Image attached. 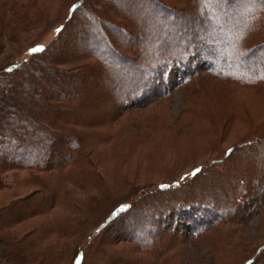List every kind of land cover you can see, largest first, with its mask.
I'll return each mask as SVG.
<instances>
[{"label":"rangeland","instance_id":"374dc122","mask_svg":"<svg viewBox=\"0 0 264 264\" xmlns=\"http://www.w3.org/2000/svg\"><path fill=\"white\" fill-rule=\"evenodd\" d=\"M76 1L81 6L71 14ZM109 1L9 0L8 16L0 18V82L10 84L27 72L25 95H45L62 110L45 120L26 102L0 100V120L15 118L0 130V161L10 163H0V235L40 249L57 246L62 252L56 264H72L77 250L84 251L83 264H118L119 256L147 264L261 263L264 78L252 70L259 55L247 57L243 47L264 40V11L245 13L239 0L219 11L202 0H157L190 10L198 22L195 11H208L219 34L187 25L171 29L153 14L154 0H131L133 18L126 17L127 7L119 10L126 16L109 11ZM99 5L109 17L101 16ZM184 33L187 42L195 35L231 43L217 56L216 45L212 57L173 61L151 86L146 81L155 50ZM102 37L118 56L94 43ZM35 46L46 49L35 54ZM12 63L18 67L7 70ZM137 77L142 82L134 87ZM30 119L35 132L28 131ZM33 161L43 167L23 166ZM196 166L202 170L192 176ZM163 182L170 187L160 188ZM51 195L58 201L49 202ZM119 202L131 208L105 224ZM10 243L2 242L0 264H19L12 259L18 249H6Z\"/></svg>","mask_w":264,"mask_h":264},{"label":"trees","instance_id":"16d2710c","mask_svg":"<svg viewBox=\"0 0 264 264\" xmlns=\"http://www.w3.org/2000/svg\"><path fill=\"white\" fill-rule=\"evenodd\" d=\"M8 1L9 0H0V18L3 17L4 12H5V16L6 17L8 16L9 9H11V8H9L10 6H9ZM236 1L237 0H228L227 5H231ZM109 2L113 3V5L107 6L109 11L119 14L122 7H125V8L127 7L126 8L127 11H124V13L126 12L127 16L123 13L122 14L120 13V14L122 16L125 15L126 17L133 18L131 16L132 13H130L129 10H130V8H132V6L134 5L135 2H132L131 0H129L127 3H125L124 0H111ZM80 4H81L80 1H76V2L71 3V5L69 6V12L71 14L73 12H75L81 6ZM73 5H75V7H73ZM152 7H153V9H152L153 14L154 15L158 14L157 17L159 18L160 22L164 23L165 25L168 24L171 29L173 28V24H174V26H177L176 30H178V29L180 30L182 28L184 30L187 26H189L190 28H193L196 26L200 29H201V27H204L210 32L213 30H216V32L219 33L221 31L219 28L220 25L218 24V22L217 21H214V22L211 21L209 19V15L207 14L208 11H206L204 9L201 11H199V10L195 11V15H197V17L199 19V22H198L196 19L189 17L190 12H188V11H190V10H188V9H176V8L170 7L169 5H165V4H163L157 0H154ZM99 10L101 13L102 12L104 13L103 15L101 14V16H104L107 18L108 13L106 12L105 8L101 5H99ZM182 12H184V13H182ZM179 16L180 17L182 16V18H183L182 23H178L179 18H180ZM169 17L172 18V23H167L168 22L167 19ZM95 19L99 22L101 21L99 16ZM222 19H224V18H222ZM186 21L189 23H187ZM87 26H90V25H87ZM80 28L82 29V27H80ZM80 28H79L78 32H80V30H81ZM236 29H239V28H236ZM260 29H262V28H260ZM239 30L244 33L246 28L244 29V27H243ZM130 32L131 31L126 30V35L128 34L127 37L132 36L130 34ZM77 33L75 32V34H77ZM219 34H221V33H219ZM170 35L173 36V30H172V33ZM174 36H177V35H174ZM236 36H237L236 37L237 39L242 38V37L240 38L238 31H237ZM194 38H193V40H191V41L189 40L187 42L188 37L184 33L183 35H179V37H177L175 42L171 43V41L173 39L168 40V37H167L165 39V41H163L154 52L157 55L155 54V57L152 58L151 68L150 67L148 68V69H150L151 72H150V75L148 76L146 82L150 83L152 86L155 83V81H154L155 77L159 76L162 78L163 75L166 73L167 69L170 67V65H173V61L180 62L181 64H183V63L186 64L188 62V60H194L196 57H198V58H200V57H203V58L212 57L213 55H211L212 54L211 50H212V47H214L216 45L219 46V48H220V50L217 53H215V56H217V54H219V55L221 54L220 51H222V50L225 51L231 43L229 40L224 39L223 41H221V44H217L215 42L216 36H214L210 39L204 38L201 36V38L196 39V36L194 35ZM94 39H95L94 43L97 46H100L101 48H103V47L107 48V50L105 49L104 51H106L108 56L111 55V53L114 56H118L117 54H115V52L111 48V46H110L111 44L107 43L106 42L107 40H104L103 37L97 38V39L94 38ZM251 39H252L251 37L248 38V40H251ZM87 43L88 42L83 40L84 47H88ZM254 43H257V44L252 49H251V47L250 48L249 47L245 48V46L243 47V50L246 51L245 56L248 57V55H250L249 57H252V58L257 57L258 58V55H259V58L262 59L264 56V51H263L264 50L263 49L264 48V40L262 38H258V40L255 41ZM32 48L34 49V51H32V52L35 54L41 53L42 51H44L46 49L45 47L40 48V47H36V46L32 47ZM106 53H105V55H106ZM148 53L149 52H147V54ZM97 55H99V52ZM223 58H225V57L219 58L218 63L224 62ZM233 59H234V57H233ZM16 67H18V65L16 63H12V64L7 66V70H12L13 68H16ZM145 67H146V65H145ZM131 70L135 71L136 69L131 67ZM142 71L147 72V70H141V75H142ZM256 72L259 73L258 71H256ZM220 75H222V74H220ZM33 76H34V74H33ZM44 77H46V75ZM48 78H50V77H48ZM25 79H31V75H28L27 72L26 73L24 72L23 75H21V77L19 79H17V77L13 78L11 80L10 84H5V83H3V81H1L0 82V91L2 90V92H1L2 95L0 94L1 95L0 100L1 99H3L4 101L10 100V102L13 104H14V102L15 103L26 102V103H28V109L31 108V110H30L31 114L36 115L39 118H43L45 120L50 119L49 118L50 116H52L53 118L55 116H57V118H58L60 115H62V110H60L57 103L53 102L51 100V98H47V96L41 95V94L33 96L29 93V94L25 95V90L26 89H27V91L29 90V87H27L29 85H27L26 89H25V85H24ZM42 79H44V80H42ZM42 79H40L38 81L39 82L40 81H46L47 78H42ZM133 81H134V83H133L134 87H136L137 83L140 84V82H142V78L137 77V79L133 80ZM37 82H36V84H37ZM36 84H35V87H36ZM51 84L54 86L53 82H51ZM51 84H49V85H51ZM8 87H9V90H5V88L7 89ZM131 88H133V85H131ZM134 90L136 91L135 88H134ZM137 90H140V89H137ZM144 93H146V92H144ZM70 97H71L70 95H68L66 97L68 101L72 99ZM1 114H2V116L4 115L3 113L0 112V115ZM14 122H15L14 117H11V116L5 117L4 119L0 120V130H6V128L13 125ZM30 123H31V125L29 126L28 131H30V132L32 130L34 132L37 131V124L35 123V119H30ZM4 145H5L4 148H6V150H7V145L6 144H4ZM36 147L34 148V146H33V148H32V149H34V152H37V150H40V148H37V150H36ZM45 148L47 149V147H45ZM232 149L233 148H231V147L228 148L227 153H230L232 151ZM257 150L259 151V149H257ZM250 151H252V150H250ZM250 151H248V152H250ZM253 151H255V150L253 149ZM32 152H33V150H31V151L29 150V152H27V153H32ZM66 159H68V156L66 157ZM36 162H38V161H36ZM36 162L33 161V162L28 163V164H23V166H25L27 168H33V169H37L36 167H43V165L36 163ZM0 163L3 164V166H1V167H5L6 165L8 167L10 166L9 165L10 163H8V161H3V162L0 161ZM68 163H69V161L60 165L59 169L63 168ZM11 165H13V164H11ZM51 169H55V167L50 168V169L44 168L45 171H47V170L49 171ZM201 170H202V166H196L191 170V175L194 176V175L198 174L199 172H201ZM242 179H244V178L242 177ZM161 185H164V187H161ZM169 187H170V185L166 182H163L160 184V188H163V189L166 188L167 189ZM237 187L239 189L241 188L240 185H238ZM50 201L55 203L56 201H58V197L51 195V197L49 198V202ZM125 206H127V207H125ZM130 208H131L130 202H119V203H117L110 210V215L106 218L105 224H107V222L109 223L113 219H116V217H118L120 215L126 214ZM29 209H30V207H29ZM1 223L2 222H0V225H1ZM105 224H104V226H105ZM54 228L56 231L59 228V226L58 225L56 226V224H55V227H53V229ZM71 230H72V228H71V225L69 224L66 228L67 235H68V233L71 232ZM65 236H66V234H65ZM9 241L11 243L9 246H6V249H8L9 251H11L14 248L18 249L17 251L16 250L12 251V259L15 260L16 263L18 262L19 264H29L31 262H36V264H56V262L60 256V253L62 252V250L60 252L58 247L54 246L51 243L48 244V246L45 249H40L39 244L32 245V243L31 244L29 242L25 243L19 239L14 241L12 239H8V236L2 235V234L0 235V249L5 248V246H4L5 242H9ZM2 242L4 243V245H2ZM30 242H32V241H30ZM138 245L139 244L137 243V245H135V248L138 251H140V248L138 247ZM30 246H32V248L29 250L28 248ZM3 257H5V259L8 258L7 256H3ZM121 257L122 256H119V258H117L118 260H120V262H118V264H147V262H145V261L142 262V260L140 258L134 257V258H129V259L128 258L122 259ZM39 258H41V259H39ZM84 258H85L84 251L83 250H77L75 255L72 258V264H83ZM245 263L246 264H253V263L254 264H264V259L261 261V263H260V261L258 263L257 261H255V258H249V259L245 260Z\"/></svg>","mask_w":264,"mask_h":264},{"label":"snow or ice","instance_id":"6c2138e0","mask_svg":"<svg viewBox=\"0 0 264 264\" xmlns=\"http://www.w3.org/2000/svg\"><path fill=\"white\" fill-rule=\"evenodd\" d=\"M202 2L205 5L208 4H213L216 6L217 10H221L219 8V5L223 4L225 7H227L228 0H202ZM243 10L245 13H252V12H259V11H264V0H239ZM75 7V5H73ZM226 15V13H225ZM255 17L249 15L248 19H254ZM30 51H34V49H30ZM257 63L254 62L252 65V70L253 71H258L260 73V78H264V58H262L259 62ZM161 187H164V185H161ZM127 207V206H125Z\"/></svg>","mask_w":264,"mask_h":264}]
</instances>
